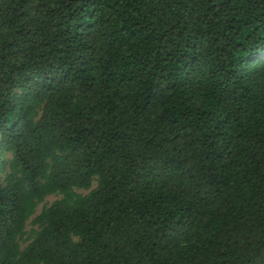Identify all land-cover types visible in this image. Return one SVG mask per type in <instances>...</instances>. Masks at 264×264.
<instances>
[{
  "label": "trees",
  "instance_id": "1",
  "mask_svg": "<svg viewBox=\"0 0 264 264\" xmlns=\"http://www.w3.org/2000/svg\"><path fill=\"white\" fill-rule=\"evenodd\" d=\"M0 264H264V0H0Z\"/></svg>",
  "mask_w": 264,
  "mask_h": 264
},
{
  "label": "rangeland",
  "instance_id": "2",
  "mask_svg": "<svg viewBox=\"0 0 264 264\" xmlns=\"http://www.w3.org/2000/svg\"><path fill=\"white\" fill-rule=\"evenodd\" d=\"M97 186H98V180H97V178H95V179L93 180V182H92V186H91L90 189H88V190H85V189H74V192L77 193V194H80V195H87V194H89L92 190L96 189ZM61 198H62L61 195H50V196H48V197L44 200V202L41 203V204L38 206V208H37V213L35 214V216H37L38 214H40L41 211H42V209H43L44 207H49L51 204H53L55 201H57V200H59V199H61ZM35 216H33V217L30 219V221H29V223H28V225H27V229H26V230H27V235L25 236V238H24L23 241L21 242V244H22V248H25V247L31 242V239H29V238H30V235H31V233H32V230H37V229H38V226H35V225H33V223H32V220L34 219Z\"/></svg>",
  "mask_w": 264,
  "mask_h": 264
}]
</instances>
